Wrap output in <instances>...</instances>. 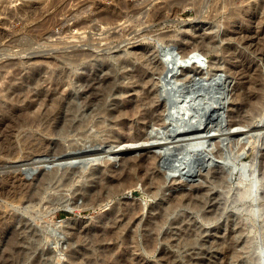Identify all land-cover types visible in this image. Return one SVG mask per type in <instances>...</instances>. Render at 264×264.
<instances>
[{"label": "rangeland", "instance_id": "1", "mask_svg": "<svg viewBox=\"0 0 264 264\" xmlns=\"http://www.w3.org/2000/svg\"><path fill=\"white\" fill-rule=\"evenodd\" d=\"M247 1L250 0H0V264H107L105 254L112 256L116 251L120 252L112 256L113 260L131 257L132 262L127 260L131 264H242L243 258L246 264L263 263L264 139L260 137L264 138V88L260 116L252 125L258 128L254 132L250 127L240 128L243 136L227 135V123L244 122L246 101H240L238 95L245 99L255 93L256 86H250L249 79L236 80L225 72L229 56L220 52L232 43L222 38L229 33L225 26L228 15L256 0ZM256 27L253 24L250 29ZM195 48H199L204 60L199 71L202 74L185 85L180 83V74L167 79L174 68L184 73L185 69L179 68L181 57L185 50ZM139 49L147 52L145 59H138ZM250 57L262 75L264 87V62ZM168 58L173 69L162 82L166 94L158 97L149 90V96L141 94L135 100L137 93L129 92L132 89L127 86L135 82L133 70L125 60L143 64L148 72L141 80L156 81L153 68ZM221 67L220 76H226L222 84L227 82L229 89L225 98L221 87L212 91L209 85L216 80L211 75ZM59 70L68 72L64 75ZM56 76L69 85L50 87V80ZM47 89L65 93L69 100H63L48 132L35 133L44 140L43 145L37 141L20 144L19 140L28 137L31 129L19 126V116L28 109L27 103L31 107ZM26 93L29 99L19 100ZM136 101L146 107L153 104L148 111L154 122L165 115L160 112H164L161 106L166 104L165 113L171 118L168 128H143L140 113L138 117L115 118L116 109L134 107ZM145 106L140 112L147 109ZM187 106L189 111L184 108ZM216 123L222 125L217 132ZM135 134L148 137L147 145L152 149L148 157L161 155L149 172L155 176V184L144 188L138 183L134 192L113 197L106 206L87 204L86 198L99 186L97 182L103 175L114 177L125 165L117 156L108 155L107 146L117 138L133 144ZM188 144L201 152L187 153ZM156 145L160 147L153 149ZM135 155L138 156L132 153L130 158ZM110 158L113 160L109 163ZM185 158L193 161L189 173L176 177L183 171ZM108 166L114 169L106 172ZM172 196L183 198V204L170 212L168 200ZM126 207L141 209L134 224L127 228L139 247L134 244L123 252L112 241L96 245L95 232L87 235L82 231L80 241L70 233L71 224L77 221L113 229V219ZM161 212L165 219L159 224L155 217ZM147 239L153 246L147 244ZM238 240L240 245L233 246ZM243 241L249 251L241 246ZM228 247L235 251L230 259L225 256Z\"/></svg>", "mask_w": 264, "mask_h": 264}, {"label": "bare ground", "instance_id": "2", "mask_svg": "<svg viewBox=\"0 0 264 264\" xmlns=\"http://www.w3.org/2000/svg\"><path fill=\"white\" fill-rule=\"evenodd\" d=\"M18 1V0H17ZM246 1V0H245ZM251 1V0H250ZM250 1H247L248 3ZM28 2V0H27ZM33 2V1H32ZM39 4V3H38ZM246 4V3H245ZM26 5V4H25ZM28 5V4H27ZM223 5V4H222ZM32 6V5H31ZM30 6V7H31ZM226 7V6H225ZM223 9V8H222ZM227 9V7H226ZM34 11V10H33ZM111 15H109L110 17ZM107 17V16H106ZM108 17V18H109ZM113 17V16H112ZM111 18V17H110ZM229 18V21L226 22L227 24H225L226 26V30L229 31V33L227 31H224V32H227V34L223 35L222 38L223 40H227L228 42H232L231 44H227L225 45L223 48L220 49V52H222V54L225 56V55H228L229 57V60L226 62L224 68L223 69L225 72L227 71L233 78H235L236 80H245V79H249V84L250 86H253L255 85L256 87L254 88L255 90V93L245 99H242L240 94L238 95V89H235L236 90V94L235 95H238V98L240 101H246V109L245 111L243 112V124L241 125L240 123H236V122H231V124H228V130H227V135L229 134L230 135H234L236 134L237 136H240L242 135L241 134V131H239L240 128H247V127H250L252 128V125H253V122L254 120H256L257 118H259L260 116V108L259 106L262 105V96H261V91L263 90V85H262V81H261V78H262V75L261 73L257 70H255V63L254 61L251 59L250 56H253L254 58H256L259 62H264V0H256L254 2H250L249 4H247L246 6H243V7H240V8H237L236 10H233L229 15L228 17ZM222 19V18H221ZM111 21V20H110ZM222 21V20H221ZM106 22V21H105ZM225 21H223L222 23H224ZM255 24L257 27L254 28V29H250L251 25ZM194 25V24H193ZM221 26V24H220ZM191 28V27H190ZM218 28V27H217ZM253 28V27H252ZM185 29H188L187 27ZM75 34V33H74ZM75 36V35H74ZM76 37V36H75ZM74 38V37H73ZM208 44V43H207ZM198 47V46H197ZM132 48V47H131ZM204 49V48H203ZM6 51V50H5ZM138 52H140L139 54H137L138 56V59L141 60V59H145V56L147 55V52L142 50L140 51L137 50ZM247 52L249 55H247ZM171 54V53H170ZM189 55H192L193 57H196L199 61H201L202 63H204L203 61V57H202V54L199 52V48H195V49H190V50H185L184 51V56L181 57V61L182 62H185L186 61V58L189 56ZM79 56V55H78ZM136 57V56H135ZM169 57V56H168ZM80 58V57H78ZM132 57H130L129 59H131ZM129 59H126L125 60V64H128V66L132 67L131 70H133V79H135V82L134 80L132 81V83H128L127 86H129L132 90L129 91V92H136L137 95H135V100H137L136 98H141V94H147L149 96V90H152L153 93L155 95H157L158 97H160V95L162 94L163 95V92L166 94V91L164 90L163 86H162V82L164 81V78L166 77L169 69H168V66H167V62L165 61H160L162 62L161 64H157L154 65L156 66L157 68H153L155 69L152 73L153 75H156L158 78L156 79V81H150V80H141V77L143 78L144 75L147 74V69L143 66V64H138L133 62L132 60H129ZM135 60V58H133ZM168 59H171V58H168ZM162 60V59H161ZM255 60V59H254ZM256 61V60H255ZM257 61V62H258ZM124 62V61H123ZM140 63H142L140 61ZM157 63V62H156ZM172 63V62H171ZM54 64V63H53ZM131 64V65H130ZM173 64V63H172ZM38 67V66H37ZM61 68V67H60ZM223 67L220 68V70H216V72L211 75V77H214L216 78L217 80V77L219 78L220 77V71ZM200 69L201 68H198V67H191V68H186L184 73H181L182 71H180V76L181 78L179 79L180 80V83L182 85H185L187 83H191L193 80L192 79H195L197 76L201 75L200 74ZM47 71V70H46ZM60 71V70H59ZM58 71V72H59ZM63 71V70H62ZM65 71V70H64ZM173 71V70H172ZM256 71V72H255ZM34 73H37L35 71H33ZM31 72V73H33ZM54 72L56 73V71L54 70ZM57 72V73H58ZM68 72V71H66ZM66 72H63L61 73V71L59 73L61 74H64ZM53 73V72H52ZM58 73V74H59ZM252 73H255V75H252ZM65 75V74H64ZM63 75V76H64ZM206 75V74H205ZM222 75V74H221ZM33 76V75H32ZM54 75H52L53 77ZM165 76V77H164ZM224 76V75H223ZM54 77L51 78L53 80H50V87L53 86V87H59L61 84L63 86V88L68 84L67 81H65V79H63L62 77ZM80 77V76H79ZM98 77V76H97ZM153 77V76H152ZM205 77V76H204ZM226 77V76H225ZM224 77V79H225ZM241 77V79H239ZM56 78V79H55ZM167 78V77H166ZM96 79V78H95ZM155 79V78H154ZM90 80V79H89ZM178 80V79H177ZM178 80V81H179ZM48 81V80H47ZM46 81V82H47ZM69 81V80H68ZM110 81V80H109ZM108 81V82H109ZM91 82V81H90ZM96 82V81H95ZM134 82V83H133ZM194 82V81H193ZM165 83V82H164ZM227 83V82H226ZM222 84L221 85V88L222 89V97L225 95L226 93V97H227V94L229 92V89L227 87L228 84ZM46 84V83H45ZM86 84V83H85ZM89 84V83H87ZM94 84V83H93ZM48 85V86H49ZM69 85V84H68ZM84 85V84H82ZM91 85V84H89ZM114 85V84H113ZM112 85V87H113ZM87 86V85H86ZM108 86V85H107ZM161 86V87H160ZM12 87V86H11ZM48 87V88H50ZM53 87L51 89H53ZM97 87V86H96ZM101 87V86H100ZM14 88V87H13ZM22 88V87H21ZM61 87V89H63ZM94 88V87H93ZM16 89V87H15ZM8 90H12V89H8ZM17 90V91H16ZM13 91H16L15 93L18 92V89H16ZM48 91H45L43 93V95L39 96V100H36L37 102H34V103H31L32 106H30V104L27 103L26 107H28V109L24 112H21V116H19L20 119H22V122L20 123L19 126L21 127H25L28 128V129H31V131L28 133V137H26L25 139L23 140H19L20 144L22 143V141H26V143L28 142L29 144L30 143H33V141H37L39 142V145H43V139L40 138V137H37V134H35L37 131H43V132H48L49 128L52 126L51 123H52V120L55 118L56 114L59 112V110L61 109V104L63 102L64 99H68L66 98V96L63 94V93H60V91H56V89L54 91H50V89H47ZM77 90V89H76ZM170 90V89H169ZM173 90V89H172ZM13 91L11 92V94L13 96H16L14 95L15 93H13ZM22 91V90H21ZM19 91V92H21ZM64 91V90H63ZM61 91V92H63ZM78 91V90H77ZM106 92V91H105ZM5 93V92H4ZM8 93H10L8 91ZM98 93V92H97ZM173 93V92H172ZM19 94V93H18ZM82 94V93H81ZM104 94V93H103ZM126 94V93H125ZM221 94V93H220ZM219 94V95H220ZM21 95H23V93H21ZM64 95V97H63ZM75 95V94H74ZM93 95V94H92ZM129 95V94H128ZM147 95H142L143 97L147 96ZM161 95V96H162ZM218 95V94H217ZM10 96V95H8ZM20 97V95H17V97ZM147 96V98H148ZM229 96V95H228ZM11 97V96H10ZM17 97H12V99L14 98H17ZM78 97V96H77ZM222 97L220 99H222ZM8 100H9V97H7ZM29 99L27 93L24 94L23 97H20L19 100H21L23 102L22 99ZM31 98V97H30ZM128 98V97H127ZM191 98V97H190ZM193 98V97H192ZM225 98V97H223ZM229 98V97H228ZM227 98V99H228ZM25 99V100H26ZM15 100V99H14ZM24 100V102H25ZM69 100V99H68ZM125 100V99H124ZM142 101L143 98L141 99ZM150 100H153V99H150ZM148 99V102L150 101ZM168 100V99H167ZM13 100L10 99V102H12ZM67 101V100H65ZM134 101V100H133ZM140 101V100H139ZM141 101V102H142ZM169 101V100H168ZM235 101H238L235 100ZM15 102V101H13ZM127 102V101H126ZM147 102V101H146ZM17 103V102H16ZM137 103V105H135L134 107H128L127 105L125 107V109H122V110H119V109H116V113L115 114H118L116 115L115 118H121V117H131V116H136L137 114L140 115L139 117V120L143 122V128L149 130V129H152L154 128V126H157V125H160V126H168V122L170 120H168V115L167 113H165V106L166 104H163L161 106V108L163 109L164 112H160V113H164L165 115L162 116V119L157 121V122H154V120L151 118V115L149 113V111L151 110L150 108L152 107H149L151 105H149L148 107L145 106V104L143 105H139L140 103L139 102H135ZM144 103V102H143ZM154 103V102H153ZM2 104V103H1ZM13 104V103H12ZM12 104L9 105V104H4L6 106H8V108H11L12 107ZM69 104V103H68ZM147 104V103H146ZM157 104V103H156ZM63 105V104H62ZM14 106V105H13ZM16 106V105H15ZM145 106L147 109L140 112L142 109L141 107ZM63 107V106H62ZM193 107V106H192ZM7 108V107H6ZM4 108V109H6ZM17 108V106L15 107V109ZM154 108V107H153ZM157 108V107H156ZM155 108V109H156ZM185 109H187L188 111L191 109L190 106H187V107H184ZM183 108V109H184ZM3 109V110H4ZM13 109V108H12ZM24 109V108H23ZM22 109V110H23ZM141 109V110H139ZM144 109V108H143ZM158 109V108H157ZM7 110H11V109H7ZM21 110V111H22ZM86 110V109H85ZM149 110V111H148ZM14 111V110H13ZM115 111V110H114ZM160 111V110H159ZM185 111V110H184ZM10 112V111H9ZM153 112V110L151 111ZM8 113V112H7ZM11 113V112H10ZM64 113V112H63ZM157 113V112H156ZM200 113V112H198ZM13 114V113H12ZM17 114V113H16ZM60 114V113H59ZM6 115V114H5ZM158 115V114H157ZM192 116V115H191ZM138 117V115H137ZM18 118V120H20ZM136 118V117H135ZM132 119V118H131ZM160 119V118H159ZM17 120V121H18ZM115 120V119H114ZM118 120V119H116ZM121 120V119H119ZM118 120V121H119ZM21 121V120H20ZM123 120L119 121L122 122ZM125 121V120H124ZM137 121V120H136ZM133 122V121H132ZM139 122V121H138ZM218 122V121H217ZM85 123V122H84ZM118 123V125H119ZM140 123V122H139ZM17 124V122H16ZM87 124V123H86ZM126 124L128 125V123L126 122ZM134 124V123H133ZM132 124V125H133ZM142 124V123H141ZM116 125V124H114ZM125 125V124H123ZM137 125V124H136ZM226 125V126H227ZM230 125V127H229ZM258 125V124H256ZM54 126V125H53ZM117 126V125H116ZM120 126V125H119ZM131 126V125H130ZM221 123H216V132H217V129H220L221 128ZM85 127V126H84ZM118 127V126H117ZM121 127L122 126V123H121ZM163 127V128H164ZM213 127V126H212ZM258 128V126H253V128L250 130V131H253L254 132V129L255 128ZM124 128V127H123ZM122 128V129H123ZM132 128V127H131ZM130 128V129H131ZM158 128V127H157ZM168 128V127H166ZM125 129V128H124ZM123 129V130H124ZM137 129V127L135 128V130ZM264 129V127L262 128V130ZM133 130V129H132ZM144 130V129H143ZM162 130V128H161ZM245 130V129H244ZM259 129H257L258 131ZM131 131V130H129ZM154 131V130H153ZM42 132V133H43ZM136 132V131H134ZM140 132V131H139ZM155 132V131H154ZM132 133V131L130 132ZM146 133V132H145ZM243 133V132H242ZM261 133V132H260ZM139 134V133H137ZM137 134H135L137 136ZM160 134V133H159ZM259 134V133H258ZM257 134V135H258ZM262 134V133H261ZM260 134V136H261ZM134 135V134H133ZM216 135V134H215ZM23 136V135H22ZM27 136V135H26ZM49 136V135H48ZM119 136V135H118ZM219 137V135H216V137ZM243 136V135H242ZM263 136V135H262ZM130 137H133V136H130ZM210 137V136H208ZM257 138H259V135L256 136ZM7 138V137H6ZM40 138V139H39ZM117 138V137H116ZM158 138V137H157ZM261 140L264 139L263 137H260ZM9 140V137L7 138ZM16 139H19V138H16ZM130 139V138H129ZM128 139V140H129ZM209 139V138H208ZM211 139V138H210ZM237 139H240V138H237ZM1 140V139H0ZM114 140V139H113ZM131 140V139H130ZM154 140V139H152ZM156 140V139H155ZM154 140V141H155ZM221 140V139H220ZM232 140V139H231ZM254 140H255V137H254ZM257 140V139H256ZM6 141V140H4ZM12 141V139H11ZM11 141H9V143H12ZM115 141V140H114ZM126 141V139H125ZM125 141H122V138L121 139H118L116 140V142L110 144V146H107V149H110V152H108V155L110 154V156H117L118 159L120 161H123L122 163L125 164V165H121L122 168H120V171H118L117 175L114 177H105L103 175V179L101 180L100 179V183L97 182L99 184H97L98 187H96V189H91L92 191L90 192V196L87 197V204L89 203L90 205H98V203L100 204H104L106 206L105 203H107L109 199L113 198V197H118V196H121L122 194H124L125 192H134L136 189V186L138 183H140L144 188L147 186H151L152 184H155L154 181H156V178H154L155 176H151L149 175V172L152 171L153 167H154V162L156 161V158L160 157L161 155H157V154H153V155H147V152L148 151H151L152 149L148 147V137H146V134L145 135H142L140 134L139 136H137L135 138V141H133V144H126ZM152 141V142H154ZM158 141V140H157ZM242 141V140H241ZM253 141V140H252ZM7 142V141H6ZM16 142V141H14ZM18 142V143H19ZM156 142V141H155ZM249 142V141H248ZM4 143V142H3ZM8 143V144H9ZM129 143V142H128ZM191 143H194V142H191ZM233 143V142H232ZM250 143H251V140H250ZM250 143H246L247 145L249 144L250 146ZM257 143V141H256ZM259 143V141H258ZM257 143V145H258ZM261 143V142H260ZM16 143H13V145H15ZM23 144V143H22ZM38 144V143H37ZM153 144V143H152ZM156 144V143H155ZM240 144V142H239ZM253 144V142H252ZM251 144V145H252ZM1 145V144H0ZM10 145V144H9ZM8 145V146H9ZM50 145V144H49ZM232 145V144H231ZM246 145V146H247ZM262 145V144H261ZM6 146V145H5ZM12 146V145H11ZM190 146V147H189ZM198 146V145H197ZM240 146V145H239ZM247 146V147H249ZM7 147V146H6ZM14 152L16 150V146H14ZM156 147H160V145H156L154 148ZM189 147V148H188ZM188 147L186 150L187 153L191 152L193 149H196L195 147L191 146L190 144H188ZM29 148V147H27ZM232 148H236V147H232ZM10 149V148H9ZM13 149V148H12ZM112 149V150H111ZM245 149V147H244ZM7 150V149H6ZM11 150V149H10ZM8 151V150H7ZM105 151V150H104ZM1 152L4 153V151L2 150ZM6 152V151H5ZM9 153L6 152V154ZM12 153V152H11ZM10 153V154H11ZM132 153H136L138 154V156L135 155L132 156L134 158H130V155H132ZM152 153V151H151ZM220 153V152H219ZM1 154V153H0ZM150 154V153H149ZM129 155V156H128ZM10 156V155H8ZM106 156V155H105ZM128 156V158H127ZM192 157V155H190ZM26 157V156H25ZM100 157V156H99ZM102 157V156H101ZM117 157H115L117 159ZM6 158V157H5ZM191 160L190 157H187ZM3 159V158H2ZM186 159V158H185ZM184 159V160H185ZM109 163L110 161H112L113 159H108ZM183 160V161H184ZM117 161V160H116ZM103 163V162H102ZM112 163V162H111ZM186 164V163H184ZM183 165V164H181ZM124 166V167H123ZM111 167L112 166H108V170H106V172L108 171H111ZM113 168V167H112ZM116 168V167H115ZM179 168V167H178ZM106 169V168H105ZM114 169V168H113ZM184 169V167H183ZM182 169V170H183ZM177 171H179L177 169ZM113 172V171H112ZM181 172V171H180ZM98 176V175H97ZM182 176V175H180ZM100 177V176H99ZM105 177V178H104ZM99 180V179H98ZM70 181V180H69ZM96 182V181H94ZM95 184V183H94ZM157 184V187L159 186V183H156ZM156 186V185H155ZM243 197V196H242ZM183 198H179V197H170V199L168 200L169 203L171 204V206L168 207V209L170 210V212L172 211H175L176 209L178 208H181L182 204H183ZM200 200H201V197H200ZM199 200V201H200ZM215 200V199H214ZM239 201V200H238ZM201 203V202H200ZM199 204V202L197 203ZM103 205V206H104ZM100 206V205H99ZM86 207V206H85ZM98 207V206H97ZM115 207V206H114ZM130 207V206H128ZM79 208V207H78ZM113 208V207H112ZM111 208V209H112ZM127 208V207H126ZM131 208V207H130ZM118 208H116V211H117ZM129 209L127 208L126 210H123L122 213H120L119 211H117V213H120L121 215L119 217H117L116 219H113L112 221V226H115V228H110L108 229L107 227L104 226H95V227H91V226H88L86 225L84 222H81V221H77V222H73L71 224V229H70V233H72V235L74 234L77 238L79 237V235L83 232L87 235L91 234V232H95L96 233V238L94 239V243L96 245H98L99 247L102 246L103 243L105 242H108V241H112L114 242L115 244V247L118 249L121 248L125 251L123 252H126L127 249L131 248L132 245L135 244L136 247H139L138 246V243L137 242H134L135 240V237L132 235V232L130 230H128L127 228L129 227V225H131V223L135 220V217L140 213L141 209ZM79 210V209H78ZM121 211V209H120ZM159 211V210H157ZM169 211H165V213H167ZM4 213V212H3ZM80 213V212H79ZM164 213V214H165ZM163 212H161L159 215L157 214V216L155 217V221H157V223L161 224V223H164V215ZM2 215V214H1ZM167 215V214H166ZM120 220V222L118 223L117 220ZM237 220V219H236ZM63 221V220H62ZM176 222V221H175ZM61 223V222H60ZM111 224V223H110ZM134 224V223H132ZM149 225V224H148ZM147 225V226H148ZM158 228V227H157ZM130 229V228H129ZM83 231V232H82ZM125 232V235H123ZM135 232V231H134ZM73 235V236H74ZM135 235V234H134ZM189 235V234H188ZM233 234L231 233L229 236H232ZM15 236V235H14ZM81 236V235H80ZM85 236V235H84ZM12 237V236H11ZM17 237V236H16ZM15 237V239H16ZM19 237V236H18ZM82 238V237H80ZM235 238V237H234ZM79 239V238H78ZM76 240V239H75ZM83 240V239H82ZM231 240V239H230ZM233 240H236V239H233ZM17 241V239H16ZM80 241V239H79ZM153 241V240H152ZM151 241V242H152ZM147 244H151L150 246H153V243H150V239H147L146 240ZM9 243V242H8ZM15 243V242H14ZM18 243V242H17ZM22 243V242H20ZM19 243V244H20ZM10 244V243H9ZM16 244V243H15ZM120 244V245H119ZM249 244V243H248ZM247 244V245H248ZM13 245V244H11ZM117 245V246H116ZM140 245V244H139ZM237 246L240 245L239 244V240L238 241H235L233 246ZM246 244H244V241L241 242V246H243L244 250L247 249V251H249V248H246L245 246ZM17 246V245H16ZM7 247V246H6ZM11 247V246H10ZM249 247V245L247 246ZM9 248V247H8ZM14 248V247H13ZM110 248V247H109ZM229 248V247H228ZM233 248V247H231ZM242 248V247H241ZM251 248V247H250ZM135 249V248H134ZM121 250V249H120ZM243 250V249H242ZM20 251V250H19ZM115 251V250H113ZM234 251V250H231L230 248L229 249H226L225 250V256L226 258L228 259V257L230 256L231 252ZM237 251V250H236ZM9 252V251H7ZM14 252V251H13ZM118 251H116L117 253ZM120 252V251H119ZM118 252V253H119ZM121 252V253H123ZM235 252V251H234ZM233 252V253H234ZM238 252V251H237ZM115 253V254H116ZM250 253V252H249ZM15 254V253H14ZM113 254L115 257L116 255ZM124 254V253H123ZM121 254V255H123ZM8 255V254H7ZM112 255V256H113ZM238 255V253L236 254V256ZM243 255V254H242ZM248 255V254H247ZM15 256V255H14ZM59 256V255H58ZM104 256V255H103ZM112 256H110L109 254H105V262H107V264H131V260L132 259L130 256H127L130 257V259H123L119 257V260L118 258H116V260H113L112 259ZM126 256V255H124ZM8 257V256H7ZM12 257V256H11ZM231 257V256H230ZM229 257V259H230ZM251 257V256H250ZM4 258V257H3ZM233 258V257H231ZM239 259V257H237ZM246 258V257H245ZM6 259V258H5ZM247 259V258H246ZM8 260V258H7ZM38 260V259H37ZM127 260H130L131 262L129 263ZM242 260H244V262H242V264H246V260L243 258ZM254 260V259H253ZM4 261V260H3ZM36 261V260H34ZM5 262V261H4ZM39 262V261H38ZM110 262V263H109ZM9 264V263H8ZM37 264V263H36ZM106 264V263H105ZM134 264V263H133Z\"/></svg>", "mask_w": 264, "mask_h": 264}, {"label": "water", "instance_id": "3", "mask_svg": "<svg viewBox=\"0 0 264 264\" xmlns=\"http://www.w3.org/2000/svg\"><path fill=\"white\" fill-rule=\"evenodd\" d=\"M171 61H172L171 59L166 61L168 66H169V70L173 69V66L170 65ZM174 65H176V64H174ZM193 66L201 68V69H203V67H204L203 63L201 61H199L196 57H193L192 55H189L186 58V61L181 63V65H179V68L180 69H186V68H191ZM179 74H180V71L179 70L176 71L175 68H174L173 71L167 75V79L175 78ZM222 81H224V79H223L222 76H220L217 80H214V82H211L209 85H210V88L212 89V91H214L218 87H221ZM193 116H196V114H193ZM170 119L171 118H170V114H169L168 115V120H170ZM191 152H194V153L201 152V149L200 148L193 149ZM186 155H187V153H186ZM186 160L187 159H185V161H184L186 164L183 165L184 166L183 171H181L180 173L179 172L176 173V175H175L176 177L179 176V174L186 176L189 173V169L188 168L193 164V161L187 160V162H186ZM253 192L254 193L252 194V198L255 199L257 197V191H256L255 187H254V191ZM136 194L138 195V193H136ZM262 262H263L262 264H264V260Z\"/></svg>", "mask_w": 264, "mask_h": 264}]
</instances>
